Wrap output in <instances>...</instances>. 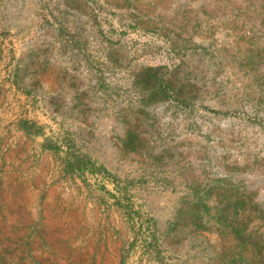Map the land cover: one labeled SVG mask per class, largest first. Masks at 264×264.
<instances>
[{"label":"rangeland","instance_id":"rangeland-1","mask_svg":"<svg viewBox=\"0 0 264 264\" xmlns=\"http://www.w3.org/2000/svg\"><path fill=\"white\" fill-rule=\"evenodd\" d=\"M37 4L0 264H264V0Z\"/></svg>","mask_w":264,"mask_h":264},{"label":"crops","instance_id":"crops-1","mask_svg":"<svg viewBox=\"0 0 264 264\" xmlns=\"http://www.w3.org/2000/svg\"><path fill=\"white\" fill-rule=\"evenodd\" d=\"M37 1L29 5L28 0H0V123L5 122L12 134L20 130L33 104L26 78V33L16 27L26 24L28 13L37 18Z\"/></svg>","mask_w":264,"mask_h":264}]
</instances>
